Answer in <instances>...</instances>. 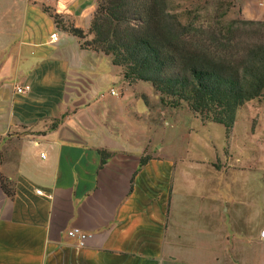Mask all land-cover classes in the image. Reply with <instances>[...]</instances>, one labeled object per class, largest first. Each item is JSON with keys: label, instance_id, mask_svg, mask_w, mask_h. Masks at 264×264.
Instances as JSON below:
<instances>
[{"label": "crops", "instance_id": "crops-1", "mask_svg": "<svg viewBox=\"0 0 264 264\" xmlns=\"http://www.w3.org/2000/svg\"><path fill=\"white\" fill-rule=\"evenodd\" d=\"M236 1L264 21L263 0ZM96 10L0 0V264H264V227L239 219L217 163L158 145L142 82L85 46Z\"/></svg>", "mask_w": 264, "mask_h": 264}, {"label": "trees", "instance_id": "trees-1", "mask_svg": "<svg viewBox=\"0 0 264 264\" xmlns=\"http://www.w3.org/2000/svg\"><path fill=\"white\" fill-rule=\"evenodd\" d=\"M167 5L168 0H102L85 46L110 56L129 84H150L166 108L185 103L203 122L223 125L229 136L239 112L263 96V39L232 66L237 37L231 26L203 43ZM72 32L83 38L81 31ZM0 182L13 197L12 184L3 177Z\"/></svg>", "mask_w": 264, "mask_h": 264}, {"label": "rangeland", "instance_id": "rangeland-1", "mask_svg": "<svg viewBox=\"0 0 264 264\" xmlns=\"http://www.w3.org/2000/svg\"><path fill=\"white\" fill-rule=\"evenodd\" d=\"M101 2L96 0L97 9ZM167 6L182 23L193 26L199 34H195L197 41L203 43H210L219 31L231 26L237 37L236 49L230 50L236 53L229 59L232 66L240 64L247 48L259 44L260 39L264 42V21L245 19L236 0H168ZM142 84L143 107L152 109L149 111L151 121L158 116L159 128L164 126V130L158 132V145L174 148L184 145L189 147L190 160L216 162V167L221 169L222 194L236 200L239 219L248 214L253 217L255 227H264V93L239 112L227 136L223 125L203 122L185 103L179 108L166 109L152 86Z\"/></svg>", "mask_w": 264, "mask_h": 264}, {"label": "built area", "instance_id": "built-area-1", "mask_svg": "<svg viewBox=\"0 0 264 264\" xmlns=\"http://www.w3.org/2000/svg\"><path fill=\"white\" fill-rule=\"evenodd\" d=\"M260 6L261 7H264V0L260 3ZM52 40L54 42H56L58 40L57 34H53L52 35ZM28 90H29V88H26V89L18 88L17 89V92L19 94H24L25 91H28ZM111 94L112 95H117V93L114 90L111 91ZM68 236L70 238H73V239H78L79 240V243H80V246H84L86 240L90 237L89 235H87L86 233H84L83 231H81L79 229H74V230L70 231L68 233ZM260 236L262 238H264V230L261 231Z\"/></svg>", "mask_w": 264, "mask_h": 264}]
</instances>
